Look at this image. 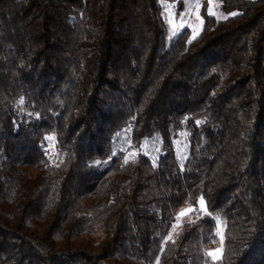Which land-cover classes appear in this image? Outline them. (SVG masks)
I'll return each instance as SVG.
<instances>
[{"label": "trees", "instance_id": "1", "mask_svg": "<svg viewBox=\"0 0 264 264\" xmlns=\"http://www.w3.org/2000/svg\"><path fill=\"white\" fill-rule=\"evenodd\" d=\"M160 2L0 0V264H264V0Z\"/></svg>", "mask_w": 264, "mask_h": 264}, {"label": "rangeland", "instance_id": "2", "mask_svg": "<svg viewBox=\"0 0 264 264\" xmlns=\"http://www.w3.org/2000/svg\"><path fill=\"white\" fill-rule=\"evenodd\" d=\"M161 7L165 13V20L168 26V39H175L181 32L188 29L191 32V39H195L202 31L204 18L203 14L206 13L208 16L215 17L217 20H224L226 17L222 11L220 10V2L219 0H210L209 3H205V0H161ZM208 10H211L214 15H209ZM50 148V152L52 157H57V152L53 142ZM144 151L146 155H150V151L153 147L152 144L148 141H144L143 143ZM152 147H151V145ZM136 144L131 140V133L127 130L121 132L116 139L115 149L116 152L121 151L126 153V158L128 160H132V147ZM156 148L160 150L159 142H157ZM175 146L177 150L178 157L183 163V161L188 156V146L189 140L186 132H182L179 134L178 139L175 141ZM191 209L192 211L186 212L184 215H180L182 211ZM201 210H204L203 206H200ZM195 211L194 207L190 205H186L180 210H178L176 214V221L172 228L170 236H172L184 223V221L190 217V215ZM219 249V253L217 254L218 258H211L214 261H217L221 258V247L214 248L209 252H215Z\"/></svg>", "mask_w": 264, "mask_h": 264}, {"label": "snow or ice", "instance_id": "3", "mask_svg": "<svg viewBox=\"0 0 264 264\" xmlns=\"http://www.w3.org/2000/svg\"><path fill=\"white\" fill-rule=\"evenodd\" d=\"M210 2V0H205V3L207 4V3H209ZM208 14L209 15H214V13L211 11V10H208ZM231 15H237V13H232ZM224 18H227V17H224ZM22 102V101H21ZM48 139H52L51 137H49ZM128 162V159L126 158L125 159V163H127ZM199 204L201 205V206H203L204 205V201H203V199L201 198V200L199 201ZM188 211H192L191 209H188V210H185V211H182L181 213H180V215H184V214H186V212H188ZM169 239H171V236H169ZM219 249H217L215 252H209L208 253V255L209 256H212L214 259L215 258H218L217 257V254L219 253Z\"/></svg>", "mask_w": 264, "mask_h": 264}, {"label": "built area", "instance_id": "4", "mask_svg": "<svg viewBox=\"0 0 264 264\" xmlns=\"http://www.w3.org/2000/svg\"><path fill=\"white\" fill-rule=\"evenodd\" d=\"M146 155L142 144L132 147V161L135 162L140 156Z\"/></svg>", "mask_w": 264, "mask_h": 264}]
</instances>
